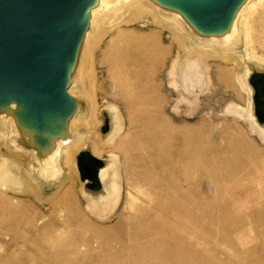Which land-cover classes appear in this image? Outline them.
<instances>
[{
  "label": "rangeland",
  "instance_id": "obj_1",
  "mask_svg": "<svg viewBox=\"0 0 264 264\" xmlns=\"http://www.w3.org/2000/svg\"><path fill=\"white\" fill-rule=\"evenodd\" d=\"M158 11L162 17L175 12L169 8ZM101 12V21L104 27H107L111 22L122 20L121 16L119 17L120 14L114 15L112 18L104 9H101ZM181 21L183 42H180L179 38L176 40L169 30L154 25L149 19L138 20L122 26L131 33L149 34L157 31L156 33H160L161 36V46L167 51L163 65L160 66L161 68L154 78V83L157 84L158 93L161 94H159L160 104L162 103L161 113L170 121L173 129L168 130L169 133L168 131L165 134L163 132L158 136V139L157 137L153 140L150 139L149 145L157 143V146L154 144V147L151 146L152 150L145 156V159L144 157L136 159L141 164H137L136 161L134 163L141 167L142 163H147L146 158H148L151 164L148 162L149 166H145V164L143 167L152 166V171L155 170L153 172H157L161 176L160 178L163 177L162 180L165 178L166 181H162L157 177V173H154L156 176L153 174L163 184L166 182V189L170 186L168 191L173 192L175 188L179 187L184 194L190 196L191 200L196 201L197 199L196 202L200 200V203H203L201 208L203 205L205 208V210L202 208V211L205 213L221 206L220 199L214 198L215 196L213 197V194L208 192L205 187L206 180H208V170L205 165L211 164L217 170H246L251 177L248 190L262 196L257 206L258 210L264 213V121L260 123L254 118L251 121L243 114V110L248 109L250 98L247 91L241 89L240 83L236 79L237 75L243 73L246 67L250 68L254 60L262 61L261 59H264V46L257 42L260 40L257 36L253 37V40L256 41L255 44H252L249 39H245V27L241 24L240 19L238 21L236 19L237 22L234 25L236 32L232 36V42L236 48L234 47L233 51L226 54L227 60L225 61L217 57V54H214L215 52L200 40L182 19ZM113 34L114 32L106 36L102 45L94 53L92 63L94 93L99 119L102 110L109 105H114L120 111L123 119L122 130H125L127 122H125L126 114L123 111L124 104L120 96L117 95L120 88H118L117 79L104 55L107 40ZM196 53L201 55L200 59L195 56ZM254 53L259 58H253ZM194 57L206 71L205 84L196 92L192 91L190 85L188 89L176 88L172 72L176 62ZM221 73L227 77H221ZM86 77L87 74L82 65L76 64L70 72L66 86L69 96L79 102V107L74 110L71 116L76 123L81 125L84 124V119H87V108L91 103L90 81ZM9 125L10 129L6 130L5 136L0 138V158L10 161L11 169L18 176L19 183L10 189H0V264H143L144 262L151 264L154 261L152 259L157 261L154 264H158L159 258H162L165 252L160 250L164 247L162 246L159 250L164 254H159L158 247L153 245L161 243V236L153 235L156 227L154 219L144 217L145 219H136L137 221L131 220L134 210L128 208L125 201L126 185L124 174H122L123 166L120 162L123 160L121 149H114L113 144H105L99 157L105 161L109 160L112 155L109 152L111 149L116 155L121 191L119 199L115 204L93 206L91 193L85 191L84 181L76 169L75 155L71 167L65 162L63 156L57 158L59 150L61 153L68 146L67 143L60 145L54 141L52 152L47 153V156L45 155L46 149H39L35 143L32 144L35 148L32 145H26L22 151L18 152L14 148L11 137H22V129L11 125L10 122ZM97 127L98 125L87 130L83 126V129L80 130L81 137L86 138L90 134L96 133ZM162 136L166 140H161ZM71 137L72 139L77 138L73 127L71 128ZM186 139L189 141L187 142ZM22 140L28 142L25 137ZM243 141L246 142H244L245 145ZM146 144L148 145V143ZM146 144L142 146L147 147ZM160 146L165 148L161 149ZM14 153L19 154V158L15 157ZM181 155L183 156L181 157ZM184 155L190 157L199 155L196 158L200 163L204 161L205 164L201 165L195 158L188 162L189 157L186 158ZM215 155L220 157L219 160L224 162L223 165L214 161ZM186 160L187 162H185ZM168 178L171 180L167 181ZM167 183L170 185L168 184V186ZM251 199L252 197L248 201ZM251 203L248 202L249 205H246L250 206ZM229 221L232 223V229L243 231L246 242L245 245L241 248L237 247V249L228 242L220 240L218 248L222 252V254L220 253L221 257L225 256L228 259L227 264H257V262L264 264V221H253L250 215L246 216V213L238 220ZM57 229L60 230L68 246H60L61 249L59 247L54 250L51 243ZM189 232L191 233L190 229ZM66 239L68 240L66 241ZM188 239V242L186 239H184L186 241L183 240L185 244L182 243L181 249L184 248L185 252L188 251L192 255L193 261L190 259L189 253L184 252V255L180 251V255L183 254L180 257H184L182 258L183 262L180 260V264H197L199 257L197 253H199V247L205 244L206 237L196 236ZM189 242L192 245L188 246ZM76 243L82 245L81 250L75 248ZM151 245L153 250L150 248ZM139 248L144 250L141 251L142 254L139 253ZM150 250L152 254L156 250V255L158 251L161 257L154 254L151 256L154 258L150 259V256L146 258V255H152ZM191 250L192 252H190ZM195 257L196 261H194ZM221 260L224 259L221 258Z\"/></svg>",
  "mask_w": 264,
  "mask_h": 264
},
{
  "label": "bare ground",
  "instance_id": "obj_2",
  "mask_svg": "<svg viewBox=\"0 0 264 264\" xmlns=\"http://www.w3.org/2000/svg\"><path fill=\"white\" fill-rule=\"evenodd\" d=\"M167 8L175 12L171 14L167 12L168 16L162 17L158 10H165ZM101 9L108 12L109 16H112V18L114 15L120 14L119 17L121 16L122 20L111 22L107 27H104L101 21ZM143 19H149L154 25L169 30L176 40L179 38L181 40L180 42H183L184 38H182L181 34L183 27L182 19L187 27L200 38V40L205 42V44L215 52L214 54H217V57L225 61L227 60L226 54L234 50L235 46L232 42V36L236 32V26L234 27L235 22L239 19L241 24L245 27H243L245 29V39L247 38L252 44H255L256 41L253 40V37L257 36L260 38L257 42L264 46V0H240L228 24L212 32L199 31L182 11L159 0H96L88 9L86 28L78 43L74 63L68 68L69 75L73 65L79 64L80 66L81 64L90 81L91 103L87 108V119H84V124L81 125L76 123L72 116L65 119L52 120L50 121L49 130L44 133L45 140L41 143L37 139L39 132L26 127V124L20 116L21 108L15 101H10L7 103L6 107L0 109V138L4 137L6 130L10 129V122L11 125L22 126V137H11L13 145L15 146L14 148L18 152L22 151L24 146L35 143L39 149H46L45 155L47 156V153L49 154L52 152V143L54 141L58 142L60 145L67 143L68 146L63 149L61 152L62 154L59 150L57 158L63 156L65 162L71 167L75 155L76 169L80 178L84 181L85 191L91 193L93 199L91 203L93 206L108 203L115 204L121 193L117 171L118 160L113 150H109L110 154H112L109 160L105 161L99 158L103 146H105V144H113L114 149H121L123 153V157L120 156L123 159H121L122 161L120 162L122 164H120L123 166V170H121L123 171L122 174H124L126 185L125 201L128 208L134 210L131 220L144 217L153 218L156 227L153 226L155 227V231L152 229L154 231V233L153 231L152 233L153 235L161 236V243L158 242V244L153 245L158 247L157 250L162 246L166 249V251L162 249L164 247L160 249L163 250L165 254L163 251L162 253L160 250V253L157 251L158 257H161L159 254H164L162 258H159L160 260H158V257L156 258L158 264H180L183 262L182 258L184 257L180 256L189 252H185L186 250L184 251V248L183 250L181 249L183 247L182 243L186 240V242H188V238L191 239L196 236L206 237L205 244L199 247L197 264H227L228 259L225 256L221 257L222 252H220L218 248L219 241L228 242L234 248H241L246 242V240L244 241L243 231L241 229H232V223L229 220H238L246 213V216L250 215L253 221H264V213L260 212L257 206L262 196L248 190V185L251 181V177L248 175L249 173H247L246 170H217L212 167L213 165L206 164L205 168L208 170V180H206L205 187L208 192L213 194V197L215 196L214 198L220 199L221 206H217L211 212L205 213L202 211L204 205L201 208V204L203 203H200V200L199 202H196L197 199L196 201L191 200L190 196L184 194L179 187L175 188L173 192L168 191V189H170V183H167V185L169 184V188L166 189V182L164 184L161 182L163 177L160 178L161 176L158 175L157 172V174L153 172L155 170L152 171V166L143 167L145 164V166H149L147 165L149 162L148 158H146L147 163H142V168L134 163V161L137 162L139 160L138 158L143 159L144 157L145 159V156L150 154L149 151L152 150L151 146L154 144L149 145L150 139L153 140L155 137L158 139V136L163 132L165 134L166 131L173 129L170 121L161 113L162 103L160 104V93H158L157 84L155 85L154 83V78L162 67L164 56L167 53L161 46L160 33H156L157 31L149 34L131 33L126 31L127 29L122 28L123 25ZM113 32L114 34L108 38L105 46L106 49L104 50L105 52H103L105 60L109 63L110 69L115 75L119 87L117 84L116 85L120 88V92L117 95L120 96L124 104L123 111L125 112L124 114H126L125 122H127L125 130H122L123 119L120 111L114 105H109V107L102 110L99 119L94 93V72L92 70L94 53L102 45L106 36ZM195 56L199 59L201 57V55L197 53ZM194 58H184L176 62L172 71L174 77L173 83L176 88L188 89L190 85L192 91L196 92L205 84L207 80L206 71L202 69L196 58ZM253 58H259V56L254 53ZM259 60H254L252 63L250 62V68L246 67L243 73L237 75L236 79L240 83L241 89L246 90L250 98L248 109L243 110V114L249 117L251 121L254 118L262 123L264 121V59H261L263 62ZM220 76L223 78L227 77L223 73H221ZM74 101L76 103L75 109H77L79 107V102L77 100ZM96 125H98L96 133H89L90 135L86 138L81 137L80 130L83 126L84 129L89 130ZM72 127L75 129L77 135L76 139H72L71 137ZM163 136L159 138L162 140L164 138ZM24 137L28 139V142L22 140ZM163 140H166V138ZM188 141L189 140H187V142ZM244 142L245 141H243V143ZM146 143H148V145ZM144 144H146L147 147H143L142 145ZM154 145L157 146V143ZM32 146L34 147V145ZM159 148L164 149L165 147L160 146ZM157 150L159 151L158 148ZM14 155L18 158L20 156L17 153H14ZM194 155H192L193 157H190L191 154L190 156H184L190 158H188V162L192 158L198 161L196 157L199 155ZM182 156L183 155H181V157ZM217 157L219 156L213 157L214 161H218V163L221 164L224 163L222 160H219L220 157ZM200 158H202V156ZM141 161L144 162L145 160ZM185 162H187V160ZM198 162L200 163V161ZM138 163L140 162H137V164ZM200 164L204 165L205 163L201 161ZM168 172H170V170H168ZM154 173L158 175L157 177L161 180L158 178L156 179ZM169 178L167 181L171 180ZM162 181H166L165 178ZM18 183V176L12 171L10 161H5L0 158V189H10L18 185ZM250 197H252V201H248ZM248 202H252L250 206H247L249 205ZM64 240L60 230L57 229L55 235L52 237L51 246L54 250L58 249L60 246H68ZM67 240L68 239H66V241ZM190 242L188 246L192 245ZM188 246L187 248H189ZM75 248L81 250L82 245H77L76 243ZM150 248L153 250L152 245ZM141 249L143 248L141 247ZM151 250L149 252H151ZM141 251L143 252L144 250L139 251V253L142 254ZM180 251L183 252L182 255H180ZM155 252L156 250L153 254L151 252L152 255H146V258L147 256H154ZM190 252H192V250ZM193 256L196 255L193 254ZM152 258L154 257L150 259ZM221 258L224 260H221ZM190 259L192 260V255ZM152 260L154 261L152 263L150 262L151 264L157 263L155 259ZM180 260L182 261L180 262ZM187 261L192 262L193 260ZM194 261H196V257ZM143 264H145V262ZM257 264L262 263L257 262Z\"/></svg>",
  "mask_w": 264,
  "mask_h": 264
},
{
  "label": "water",
  "instance_id": "obj_3",
  "mask_svg": "<svg viewBox=\"0 0 264 264\" xmlns=\"http://www.w3.org/2000/svg\"><path fill=\"white\" fill-rule=\"evenodd\" d=\"M95 1L0 0V109L15 101L41 143L50 121L75 110L68 68ZM159 1L178 8L199 31L212 32L228 24L240 0Z\"/></svg>",
  "mask_w": 264,
  "mask_h": 264
}]
</instances>
